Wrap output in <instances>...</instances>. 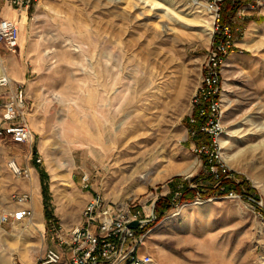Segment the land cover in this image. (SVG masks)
<instances>
[{"label":"rangeland","instance_id":"374dc122","mask_svg":"<svg viewBox=\"0 0 264 264\" xmlns=\"http://www.w3.org/2000/svg\"><path fill=\"white\" fill-rule=\"evenodd\" d=\"M54 1L56 23L52 15L45 16L42 33L46 50L56 48L48 63L64 83L42 101L47 104L46 131L27 142L26 152L40 156L36 163L46 168L50 182L52 177L58 232L65 236L80 221L88 201L84 189L111 202L152 207L171 192L169 181L182 184L179 176L194 186L213 184L186 120L213 43V17L205 3ZM2 6L0 1V10ZM34 9H28L31 19H37ZM240 11L230 15L242 31L235 34L234 60L228 61L229 54L223 70L224 130L219 141L229 138L230 157H224L223 148L220 152L227 173L246 180L252 190H245L264 200V17H259L264 0ZM241 14L252 18L242 20ZM9 53L0 47L3 63ZM80 77L87 84L79 83ZM115 134L117 142L108 144ZM9 152L13 150L5 146L0 151V215L19 205L16 185L25 180L8 169ZM85 174L89 187L83 186ZM152 225L147 250L155 264H264V220L239 196H196L176 203ZM48 226L45 240L28 220L0 223V264H12L22 252L42 253L51 239L58 242L57 230ZM162 234L169 241L165 248L156 245ZM66 259L68 255L58 264Z\"/></svg>","mask_w":264,"mask_h":264},{"label":"built area","instance_id":"2783aa9c","mask_svg":"<svg viewBox=\"0 0 264 264\" xmlns=\"http://www.w3.org/2000/svg\"><path fill=\"white\" fill-rule=\"evenodd\" d=\"M34 1L10 0L20 13L27 11ZM193 1H203L211 13L214 36L203 64L202 81L193 96V111L187 116V132L193 137L200 129L209 135V140L197 145V149L207 155L204 169L220 179L229 170L220 152L222 141H219L224 130L223 70L228 55L235 48V31L242 29L238 20L234 27L231 23H222L223 0ZM254 1L257 3L254 4ZM258 3L259 0L245 1L234 14L256 7ZM242 17L244 18L241 14ZM20 31L19 19L0 17V47L3 45L8 50H17L20 45ZM0 65L4 66L2 60ZM0 87L5 88V91L0 92V148L3 143L11 141H34V132L27 117L25 84L14 81L3 67L0 72ZM36 160L40 161L41 157L37 155ZM7 165L17 177H25L30 173L29 166L21 164L15 157L8 158ZM83 181V186L89 187L87 174ZM227 195L244 198L254 214L264 220L263 198L247 190H231ZM29 197L28 192L16 195L19 202L27 201ZM32 214L31 207L21 205L12 211L3 212L0 222L23 220L30 218ZM57 219L55 215L52 216L50 224L58 232ZM157 219L155 203L152 207L133 202L116 203L108 201L104 194L95 191L82 208L80 221L70 226L65 236L59 232L57 236L61 245H68V264H155L153 255L147 250V239L152 223ZM133 220H139L136 226L130 225ZM64 253L62 248L47 246L32 264H58Z\"/></svg>","mask_w":264,"mask_h":264},{"label":"crops","instance_id":"0c3cea01","mask_svg":"<svg viewBox=\"0 0 264 264\" xmlns=\"http://www.w3.org/2000/svg\"><path fill=\"white\" fill-rule=\"evenodd\" d=\"M0 1L3 3V6L0 10V17L3 16L19 19L21 26L20 45L18 47V50H10L11 53L6 56L4 66L0 65V72L4 67L9 72L14 81H22L25 84L28 123L30 124L34 132V141H36L37 135L43 134L46 131L47 104L46 102L42 101L47 98L48 92L52 91L53 89L57 90L59 86L58 84H61L62 82L64 83V81L59 79V76L56 74V72H54L53 65H51L53 63L51 61H49L48 63V60H51L54 56L53 54L56 51V48L51 47V49L46 50L48 40L42 33V27L46 26L45 16L52 15L54 18L53 23H56L57 12L51 10L52 5H55V1L35 0L30 8L35 6L34 15L37 19H31L28 10L26 12L24 11V14L23 12L20 13L19 9L12 5L10 0ZM253 13L257 15L260 14L257 12ZM247 16L248 15H245L242 20H244ZM259 17H264V14L261 13ZM65 23H67L69 27L72 26V24L67 21H65ZM238 31L240 32L242 30H236L235 34ZM239 39L240 38H236V42H239ZM234 50L230 53L232 59L234 57ZM48 53H50L51 55L48 56ZM79 79V83L87 84L86 77H80ZM4 89L5 88L0 87V92L5 91ZM97 90L98 92L104 91L101 90L99 86H97ZM98 97H101V95H98ZM3 146H5L7 150H13V152H9L10 156H8L7 159L10 157H15L21 164L27 165L30 168V173L27 176L20 177L25 180H23V182H19L16 185L19 190L17 191L16 195L28 192L30 194V197L27 201L24 202H19L17 200L19 205L13 208V210L21 205L29 206L33 209V214L30 218L27 217L23 220L18 221L28 220L29 223L34 224V230L41 232L46 240V232L49 227L47 210L50 211L52 215H55L51 204L54 201L52 198H50V195L52 194V192L50 194V188L53 189L52 177L50 182L48 179L49 173L46 168L45 170L47 174L45 175L41 171V169L44 167H41L36 163L37 160L36 158H34V154L31 153L29 155L26 152V149L28 148L27 142L11 141L3 143L0 151H2ZM92 192L93 191L91 189H84L82 191L84 200H88ZM52 237L54 236L52 235ZM166 239L167 237L165 236V234H162L160 241H158L156 245L159 248H165L166 243L169 242L165 241ZM50 245L64 249V257L65 255L69 256L68 250H66L65 247H63V245L59 243V241L55 242L51 239L50 244L46 245V247ZM46 247L44 249H46ZM42 253L29 254L28 252H22L20 259L15 258L12 264H32ZM68 262L69 260L66 259L65 264H68Z\"/></svg>","mask_w":264,"mask_h":264},{"label":"trees","instance_id":"16d2710c","mask_svg":"<svg viewBox=\"0 0 264 264\" xmlns=\"http://www.w3.org/2000/svg\"><path fill=\"white\" fill-rule=\"evenodd\" d=\"M248 0H223L222 3V23H231V25H235L233 21L230 19V15L234 14L244 3ZM249 18H252L250 16ZM247 18V20H249ZM217 35H215V39ZM235 49V48H234ZM187 120V118H186ZM197 145H201V143L205 140H209V135L202 132L200 129L197 130L195 135L193 136ZM203 162L205 163L207 160V155L205 153H201ZM43 174H47L45 168L41 169ZM209 176L212 177L215 182H218L216 186L213 184H202L199 183L198 185L194 186L190 182L188 178H184L183 176H179V179L182 181V184L178 186L173 180L169 181V186L172 188L171 192L166 195L160 196L156 201V212L158 220L162 219L166 212L172 208L176 203H180L183 201H190L193 200L196 196L201 197H209L212 195H225L229 193L231 190H236L238 192L244 191L245 188L252 190V187L249 183L246 182L244 179L236 180L235 178L231 177L228 173H223L222 176L219 178H215L214 175L208 173ZM198 178L195 176L193 179ZM246 185V187H245ZM179 192V196H175V194ZM54 216L51 214L50 211L47 210V219L48 223L50 224L51 217Z\"/></svg>","mask_w":264,"mask_h":264},{"label":"bare ground","instance_id":"6f19581e","mask_svg":"<svg viewBox=\"0 0 264 264\" xmlns=\"http://www.w3.org/2000/svg\"><path fill=\"white\" fill-rule=\"evenodd\" d=\"M146 1H148V0H146ZM194 2H197V1H194ZM200 2H203V1H199V2H197V3H200ZM157 2H152L151 3V5L152 6H154L155 4H156ZM204 3V2H203ZM206 6V5H205ZM232 60V58H229L228 59V61H231ZM93 70V69H92ZM119 126V125H118ZM229 138H225V137H222L221 138V141H222V148H223V152H224V154H225V158H229L230 157V155H229V152L227 151V149H228V147H230V146H227L228 144H227V142H229V140H228ZM117 140H118V138H117V136H116V134L112 137V139H110L109 141H107V143L109 144V142H110V144L111 145H114L116 142H117ZM121 140V139H120ZM143 144V143H142ZM123 146V145H122ZM154 148V147H153ZM158 148V147H157ZM158 150V149H157ZM148 151V150H147ZM128 152V151H127ZM222 152V151H221ZM236 153V152H235ZM132 154V153H131ZM124 155H125V152H124ZM130 155V154H129ZM126 157V156H125ZM124 157V158H125ZM142 157V156H141ZM153 157V156H152ZM138 158V157H137ZM230 159H232V157L230 158ZM229 159V160H230ZM227 160V159H226ZM144 161V160H143ZM142 161V162H143ZM145 163V162H144ZM143 163V164H144ZM230 163V162H229ZM142 166V165H141ZM138 167V166H137ZM150 170L148 171V172H146L145 173V176H147L148 174H150ZM144 175V174H143ZM54 182L56 183L55 184V187H59L58 185H59V183L58 182H56V180H54Z\"/></svg>","mask_w":264,"mask_h":264},{"label":"water","instance_id":"95a60500","mask_svg":"<svg viewBox=\"0 0 264 264\" xmlns=\"http://www.w3.org/2000/svg\"><path fill=\"white\" fill-rule=\"evenodd\" d=\"M139 220H133L132 222H130V225L132 226H136L138 224Z\"/></svg>","mask_w":264,"mask_h":264}]
</instances>
